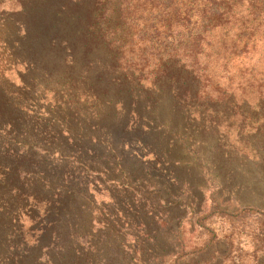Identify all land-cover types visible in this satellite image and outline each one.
Here are the masks:
<instances>
[{"label":"trees","instance_id":"trees-1","mask_svg":"<svg viewBox=\"0 0 264 264\" xmlns=\"http://www.w3.org/2000/svg\"><path fill=\"white\" fill-rule=\"evenodd\" d=\"M262 13L264 0H0V29L21 36L20 82L0 84V264H264V206L205 208L152 138L195 155L180 113L264 89L244 61ZM38 55L48 110L22 78Z\"/></svg>","mask_w":264,"mask_h":264},{"label":"rangeland","instance_id":"rangeland-1","mask_svg":"<svg viewBox=\"0 0 264 264\" xmlns=\"http://www.w3.org/2000/svg\"><path fill=\"white\" fill-rule=\"evenodd\" d=\"M257 18L254 25L256 28L251 36L253 41L251 49L244 61L245 63L248 62V66L253 63L255 66L253 72L260 70L259 75L255 74L256 78L262 79L264 77V13ZM20 37L14 28L0 29V84L9 81L17 85L20 82L19 77L14 75L13 71H9L8 66L9 59L13 57L9 55V48L12 52L10 46L13 45L11 44L21 42ZM24 45L29 46L28 43ZM53 55L54 53L47 54L44 57V59L47 58L48 64H57V59ZM44 64L43 57L38 55L37 62L33 65L35 69L31 74L27 75L26 78L25 74L21 72L25 82L33 85L30 95L33 104H38L44 110H48L51 106L50 98L52 95L45 91L35 90V87L43 90L42 86L46 78L42 79L38 68ZM49 68L48 71L56 74ZM20 69L22 68L20 67ZM31 79H34L33 83H30ZM104 83L101 81L100 85ZM108 88L112 89L110 84ZM227 93L225 92V96L215 103L217 106H194L200 112L209 108L207 113L192 115L190 109H187L184 110V114H179L185 120L186 126H183L182 130L187 132L188 143L195 150V155L184 151L180 147V142L167 133L155 134L152 138L162 148L175 149L182 156L180 164L175 166L174 171L183 178L190 180L191 183L193 182L194 186L203 188L205 208H215L216 205H222V208L219 207L220 209L233 210L242 204L255 203L263 207L264 89L245 88V90L236 89L235 93L231 95H226ZM214 96L216 97V94ZM35 107L33 106V108ZM108 110L105 109L103 113ZM110 114H112L110 117H102V121L118 123V117L113 115L111 110ZM205 116L207 119L202 120ZM174 124L181 128L182 122L176 120ZM202 166H205L207 170H201ZM151 181L154 186H159V192H155V195L162 199L166 197L167 181L162 180L158 174H153ZM214 194H216V198L221 195V199L214 201L215 205L211 199ZM97 200L98 202L104 201L105 197L97 196ZM171 211L175 212V210ZM11 231L10 236H14L13 239L16 241L19 238L17 236L19 228L12 227ZM196 233L193 234L194 236L188 237L190 243L196 240ZM0 252L4 253L2 249Z\"/></svg>","mask_w":264,"mask_h":264}]
</instances>
